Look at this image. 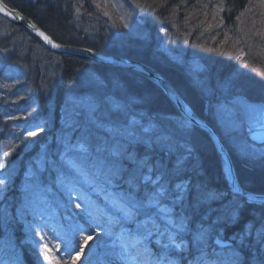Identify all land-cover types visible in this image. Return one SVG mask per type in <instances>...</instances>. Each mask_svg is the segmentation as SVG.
Masks as SVG:
<instances>
[{
    "label": "trees",
    "instance_id": "16d2710c",
    "mask_svg": "<svg viewBox=\"0 0 264 264\" xmlns=\"http://www.w3.org/2000/svg\"><path fill=\"white\" fill-rule=\"evenodd\" d=\"M11 1L4 0L34 18L59 42L125 55L152 65L169 79L197 114L213 124L228 144L214 115L219 102L207 98L184 67L165 52H154L159 60L156 63L152 57L153 39L146 43L134 38L110 0H50L49 5L44 0ZM122 2L140 15L142 21L145 17L153 18L152 24L145 21L147 28L156 32L170 28L209 70L217 58L232 61V66L234 60L229 53L237 49L246 48L251 56L263 50L264 34L259 43L256 38L261 36V31L256 26L264 28V0ZM82 15L86 20L78 22ZM108 19L123 30L127 40H119L110 47L90 41L89 34L95 36L98 26H101L98 32L111 35ZM249 40L252 45L248 48L245 46ZM139 46L145 50L139 52ZM0 55L4 63L23 72L24 80L15 85L14 97L21 113L30 114L15 133H11L9 126V137L6 130L0 135V165H3L0 167V181H3L0 183V249L2 208L8 205L15 218L13 229L21 264H43L39 245L49 236L45 229L37 233L30 227L34 219L32 212L41 210L43 216L48 206L49 211L59 215L66 230L61 242L63 260L79 252L76 264H124V256L133 258L136 264H154L161 255L159 232L166 227L164 215L155 207L143 206L128 214L133 200L143 202L153 190L152 184L142 180L147 169L137 163L146 162L149 168L154 165L163 174L165 186L184 182L188 191L183 203L175 205V211L187 215L192 229L201 224L206 229L201 246L189 244L182 257H172L176 264H237L236 257L243 264H259L264 259L261 234L254 231L264 223V206L247 203L232 194L215 146L204 132L190 126L186 136L177 131L178 139L175 134L174 138H168L173 126L169 119L178 115L157 84L131 70L50 53L36 37L24 36L1 16ZM248 59L255 69L247 65L245 77L254 75L255 85L259 84L256 89L264 92L261 81L264 73H260V80L258 77L259 72H264V65L259 66L250 56ZM215 72L209 73L211 84ZM222 72L226 73L219 69L217 74ZM240 81L230 80L223 85L229 94L226 102L231 103L239 94L264 102V93L260 95L256 89L240 87ZM139 108L146 114H157L161 122L160 126L151 128L150 142L128 141L114 135L110 116L120 117L127 125L129 116L122 113L133 114ZM6 112L8 118L14 116L13 110ZM104 113L110 118H102ZM32 132L37 134L30 135ZM161 136L167 137L168 143L158 141ZM169 142L174 144L171 148L166 146ZM228 147L241 184L264 193V155L258 159L243 157L229 144ZM9 149L11 154L4 156ZM177 160L182 161L178 171ZM1 173H4L2 177ZM162 205L173 207L170 196L162 198ZM241 233L245 237L243 248L239 243ZM85 235L92 237L87 243L82 239ZM216 235L231 239L232 247L217 246ZM185 236L191 239L188 233ZM48 262L54 264L53 260Z\"/></svg>",
    "mask_w": 264,
    "mask_h": 264
},
{
    "label": "rangeland",
    "instance_id": "374dc122",
    "mask_svg": "<svg viewBox=\"0 0 264 264\" xmlns=\"http://www.w3.org/2000/svg\"><path fill=\"white\" fill-rule=\"evenodd\" d=\"M110 1L112 2L111 4H113L112 6L118 12L120 21L122 22L124 26L126 25L125 27L128 29L129 33L132 36H134V38H138V40L140 41L143 40L145 42L149 41L150 39H153L154 49L152 52V57L155 58L156 63H158L159 60L157 59L158 55L154 52L156 50H158L159 52H163V53L165 52L170 58H172L173 60H175L176 62H178L184 67V69L193 78V81L198 85V87L201 89V91L204 93V95L207 98L210 97L212 101L219 102L217 106L215 107L214 115L217 120V123L219 124V126L221 127V130L223 131L224 136L229 141L228 144L231 147H233L240 156H243V157L249 156L251 158L254 157L256 159H258V157L260 156H263L264 155V145L259 146L247 140L244 134V121H243L242 114L240 110L235 106V104L232 105L233 104L232 102H231L232 104L226 102V96H228L229 94H228L227 87L223 85H227V82L228 81L230 82V80L235 81L238 79L239 81L243 80V81H240V85H241L240 87H244V88L248 87L251 89L258 88L259 84L255 85L256 77H254V75L245 77L247 74V65H250L248 56H250L251 59H255V61H257V64L259 65L261 59L264 58V54L260 52L258 54L255 53L253 56H251V54H249L250 52L248 51V49L245 48L244 51L237 49L236 52L229 53V54H232L231 57L234 60L232 66H231L232 61L229 62L230 60L228 59L220 60L219 58H217L215 61V66L213 63L209 65L210 70H211L210 71L209 68L197 58L193 50L188 51V49L186 48V45H187L186 41L184 42L176 38L177 36L176 37L174 36L170 28L168 30L161 28L160 32H156L153 29H149L144 25L145 21H148L149 24H152L153 18L145 17L146 18V19L144 18L145 21L144 20L142 21V17L140 15H137L134 11H132L130 7L126 6L122 2V0H110ZM105 3H107V1ZM76 18L77 17H75V19ZM83 20H86L85 15H82L79 18V21L77 18L78 22H82ZM109 20L110 19H108V21ZM107 24L109 26L107 27L109 28L111 35L98 32L101 29L100 28L101 26H98L97 28L98 31H96L95 36L92 37V39L94 38V41L97 42V44H103L106 47L108 46L110 47L113 44H118L119 40H121V42H123V40H127L128 37L125 35L122 29L117 28L114 25V23L111 21H109ZM256 29L261 31L260 35L264 34V28L258 25L256 26ZM89 36L91 37L92 35L89 34ZM262 37L263 35L256 38V40L258 39L257 41L260 43L262 42ZM23 40L27 41L26 38H23ZM251 45L252 44L250 43V40H249L246 42L245 47L249 48L251 47ZM261 46L264 49V44ZM132 47L133 46H129L130 49H132ZM140 50L144 51L145 48H142V46H139L138 51L142 52ZM51 52L52 51H50V53ZM109 54H112V53H109ZM121 56H125V55H121ZM126 57H129V56H126ZM136 60H139V59H136ZM228 62L230 63V66L228 65ZM251 67L255 69L254 65H252ZM119 68H122V67H119ZM123 69H126V68H123ZM219 69L225 70L226 73L222 72L221 74L220 73L217 74ZM214 71H217L215 72V75H214L215 81L213 82V84L215 85L211 84L210 77H209V73L211 74V72L213 73ZM260 73L261 72H259V75H258L259 80L261 76ZM23 80H24V74L21 71V69H19L16 66H10L9 64L4 63L3 57L2 55H0V110L5 111V112L7 109L13 110L14 116L12 118H8L10 121L9 126L11 127L12 133H15L19 126L24 125L28 121L29 115H30V114H26V115L22 114L21 113L22 109L20 108V105L18 107L16 105L17 103H15L17 99L16 97H14V95L17 92L15 91V85L22 82ZM261 80H264V76L261 77ZM262 82L260 84H262ZM23 88L25 89V87ZM230 88L231 86L230 87L228 86V89ZM254 91H257V93L260 95L264 93L259 89H256ZM260 102L264 104L263 101H260ZM173 109L175 110L174 106H173ZM144 112L145 111H143L140 108L139 110L135 111L133 114L132 112L131 113L128 112V114H126L124 111L122 115L129 116L127 118V122H128L127 125L120 117H119L120 119L117 118L116 115L113 116L112 114V116H110L111 118L109 117V114L107 113H104L101 115L103 116L102 118H104L105 116L106 118L111 119V126H112L111 128L113 130L114 135L122 136L125 139L130 140V141H141L142 140V142L149 143L150 142L149 132H151V128L160 126L161 122L159 121L157 114L149 115L148 113L146 114V112L145 113ZM61 118H64V116H62ZM169 120L173 122L172 129H169L167 133V136L169 139L174 138V134L176 135L178 139L179 137L177 136V131L180 132V134L181 132H183L184 136H186V133L190 131L189 122H187L183 118L172 116ZM137 127H140L141 129L136 130ZM13 136L14 135L11 134L10 136L11 141L14 138ZM208 138L212 141V139L209 136ZM166 143H168L167 139H166ZM3 174L4 173H1V177L3 176ZM245 189L248 190V188H245ZM250 191L259 193V194L261 193L254 189H251ZM39 202L45 204V201H43L42 199H40ZM48 209H49L48 206H46L43 212L46 213V210ZM46 214H47V218L53 217L52 219L54 221H57V217L55 213H51V214L46 213ZM32 215L34 217V219L31 221V227H30L32 231H35L38 233V232H41L42 229H45L44 230L45 232L47 231V229L51 230L46 225L45 214H44V218L41 216V210L32 212ZM2 217L3 219H2V233H1L2 235L1 236H3V241H2V247L0 249V264H20V260L22 262V258L20 255L19 247L16 246V242H15L16 237L14 236V229H13L15 218L13 217L10 206L6 205L2 209ZM43 225L46 228H43ZM52 231L54 230L52 229ZM64 231H65L64 228L58 226V231L56 232L55 236L56 237L59 236L58 233L64 232ZM254 231L257 234H261L262 232H264V223H262L259 226H256ZM49 239L50 241L45 240L43 244L39 245L41 249V253H42L43 264H51L48 262L49 259L46 258L47 255L49 254V249L51 250L52 256H54L57 260L63 261L62 259V255L64 254L63 251L53 250V247L54 246L58 247L60 243L56 239L53 240L51 237H49ZM45 245H47V248L45 247ZM125 264H136V263H134L130 257H125Z\"/></svg>",
    "mask_w": 264,
    "mask_h": 264
},
{
    "label": "water",
    "instance_id": "95a60500",
    "mask_svg": "<svg viewBox=\"0 0 264 264\" xmlns=\"http://www.w3.org/2000/svg\"><path fill=\"white\" fill-rule=\"evenodd\" d=\"M8 13L12 14L9 15ZM0 15L19 28L25 29L31 34L37 36L40 39L41 43L48 50L54 53L64 56L81 58L101 65L126 68L131 71L137 72L150 81L158 84L171 100L176 112L187 122L202 129L212 139L219 154L223 169L228 178L231 191L234 194L240 195L245 198L247 202H264V194L252 192L245 189L241 185L235 172L230 151L214 126L210 122L199 117L191 109L189 104L180 96L178 90L174 87V85L159 70L151 65H148L145 62L136 60L131 57L103 53L87 47L61 44L53 40L52 36L41 27L37 26L34 22H31L27 17L24 16L22 12H20L16 8H11L3 0H0ZM41 32H43L45 36L49 37L51 42L45 40L44 37L40 35ZM54 45L60 46L55 47ZM233 103H235L243 113L244 127L247 136H249V138L253 139L257 143H264V104L260 101L250 100L242 95L235 97L233 99ZM250 114H252L254 117H257L259 121L256 127H253L251 123L247 122L249 120L248 116ZM237 188L238 191L236 190ZM215 242L220 246H226L230 244L229 241L220 240L218 238L215 239Z\"/></svg>",
    "mask_w": 264,
    "mask_h": 264
},
{
    "label": "snow or ice",
    "instance_id": "6c2138e0",
    "mask_svg": "<svg viewBox=\"0 0 264 264\" xmlns=\"http://www.w3.org/2000/svg\"><path fill=\"white\" fill-rule=\"evenodd\" d=\"M11 15L12 13H8ZM126 26V25H125ZM41 36L44 37L45 40L51 42L49 37L45 36L43 32L40 33ZM55 47H59L60 45H54ZM36 132L30 133V135H36ZM158 141L164 142L167 137H158ZM4 156H9L11 154V149L5 151ZM142 169H147L142 176V180L147 184H152L153 190L148 194L145 201L139 202L133 200L132 203L128 207V214L131 215L132 212L140 207H155L157 208L165 217L166 227L162 232H159L160 247H161V255H159L154 262V264H176V261L172 259V257L179 256L182 257L183 251L188 247L189 244L193 246H201L204 242V237L206 233V229L203 224L200 225L197 229H192L191 221L187 217L186 214L181 215L176 213L175 205L182 204L185 198V194L188 189L183 181H179L177 183L170 184L169 186H165L163 183V174L158 172L153 165L149 168L146 162H137ZM3 167V165H0ZM182 167V161L177 160L175 168L178 171ZM155 177V178H154ZM134 179V178H133ZM3 183V181H0ZM171 188V192H170ZM238 191V188L236 189ZM172 200L173 207H168L167 205H162V198L169 197ZM79 207V205H77ZM185 233H188L191 236V239L186 238ZM250 235V233H249ZM84 243H87L92 239L91 236H83L82 237ZM244 233H241V238L239 240L240 247L244 246ZM167 241L166 243L164 241ZM260 242L264 244V232L261 233ZM47 248V245H45ZM228 247H232V245H228ZM83 249L81 248V251ZM49 260H53L54 264H76V261L80 258L79 252L75 256H71L69 260H57L54 256L51 255V250L49 249V254L46 257ZM237 264H243V262L239 261V258L236 257ZM259 264H264V259H261Z\"/></svg>",
    "mask_w": 264,
    "mask_h": 264
},
{
    "label": "bare ground",
    "instance_id": "6f19581e",
    "mask_svg": "<svg viewBox=\"0 0 264 264\" xmlns=\"http://www.w3.org/2000/svg\"><path fill=\"white\" fill-rule=\"evenodd\" d=\"M6 1H8V3H10V1L11 0H6ZM12 2V1H11ZM42 2H44V4L45 5H49L50 3H51V1L50 0H44V1H42ZM213 4H215V3H213ZM8 6H10L11 8L13 7V6H11V5H9L8 4ZM15 8V7H14ZM17 9V8H16ZM19 10V9H18ZM20 11V10H19ZM21 12V11H20ZM23 13V12H22ZM24 14V13H23ZM24 16L25 17H27L31 22H34L37 26H39V27H41L39 24H37L36 22H35V20H34V18H32L31 16H29V15H25L24 14ZM18 27V26H17ZM19 28V27H18ZM42 28V27H41ZM22 32H23V35L24 36H26V35H28V34H30V35H32V36H34V37H36L38 40H39V38L37 37V36H35V35H33V34H31L29 31H27V30H25V29H22V28H19ZM43 29V28H42ZM44 30V29H43ZM53 38V37H52ZM88 39L90 40V41H94V38L92 39V37H90V36H88ZM53 40H55L54 38H53ZM55 41H57V40H55ZM57 42H59V41H57ZM59 43H61V44H66V45H71V46H78V45H72V44H67V43H63V42H59ZM79 47H85V46H79ZM88 48V47H87ZM98 51V50H97ZM101 52V51H100ZM103 53H105V52H103ZM261 53L262 54H264V49L263 50H261ZM264 59V58H263ZM21 60H22V58H21ZM262 65H264V61H261L260 62V64H259V66H262ZM114 67H116V66H114ZM264 68V67H263ZM262 73V72H261ZM149 80V79H148ZM261 81H264V80H261ZM153 82V81H152ZM155 83V82H154ZM156 84V83H155ZM158 85V84H157ZM159 86V85H158ZM160 87V86H159ZM161 88V87H160ZM162 89V88H161ZM163 91V90H162ZM164 92V91H163ZM165 93V92H164ZM179 94H180V92H179ZM180 96L182 97V95L180 94ZM183 98V97H182ZM183 100L184 101H186L184 98H183ZM187 102V101H186ZM206 103H209L208 101H206ZM193 110V109H192ZM194 111V110H193ZM246 111H248V110H246ZM195 112V111H194ZM241 112V111H240ZM196 113V112H195ZM197 114V113H196ZM199 117H201V118H203L202 116H200L199 114H197ZM242 115H243V113H242ZM203 119H205V118H203ZM244 119V118H243ZM248 123H251V125L253 126V127H256L257 126V123L259 122L258 121V119H257V117H254L252 114H250L249 116H248ZM206 121H208L207 119H205ZM8 121V122H7ZM6 122H7V124H6ZM9 119H8V113L7 112H5V111H1L0 110V131L1 130H3V132H0V135L1 134H3L4 133V131L6 130V134H7V137H9V131H10V128H9ZM208 122H210V121H208ZM189 125L190 126H192V127H195V128H197V129H199V130H201V131H203L202 129H200V128H198V127H196L195 125H193V124H191V123H189ZM5 126V128H3ZM215 128V127H214ZM216 129V128H215ZM217 130V129H216ZM217 132H218V134L221 136V138L223 139V141L225 142V140H224V138L222 137V135L220 134V132L217 130ZM253 132V131H252ZM12 133V132H11ZM222 133H223V131H222ZM116 136H119V135H116ZM245 136H246V138H247V140L250 142H252V143H254V144H256V145H259L256 141H254L253 139H251V138H249V136H247V134L245 133ZM7 139V138H6ZM6 139H4L5 141H6ZM226 140H227V138H226ZM128 141H130V140H128ZM228 141V140H227ZM213 142V141H212ZM229 142V141H228ZM214 144V143H213ZM225 144L227 145V147H228V144L225 142ZM171 145H174L173 143H171V142H169V144H167L166 146L167 147H170L171 148ZM215 146V145H214ZM215 149H216V147H215ZM228 149H229V147H228ZM234 149V148H233ZM234 151L237 153V151L234 149ZM216 152H217V149H216ZM217 154H218V152H217ZM218 156H219V154H218ZM232 161H233V158H232ZM221 163V162H220ZM233 165H234V168H235V172H236V174H237V177H239L238 176V172H237V169H236V166H235V164H234V161H233ZM221 166H222V163H221ZM222 170L224 171V169H223V166H222ZM245 202H247V201H245ZM247 203H250V204H254V205H259V206H264V202L262 201V202H255V203H252V202H247ZM53 217H51V218H47V220H46V225H47V227L48 228H50L51 230L53 229H56L57 228V226H58V220L57 221H54L53 219H52ZM164 229V228H163ZM16 236V235H15ZM22 236V235H21ZM22 238H23V236H22ZM16 246H18L17 244H16ZM19 247V246H18Z\"/></svg>",
    "mask_w": 264,
    "mask_h": 264
}]
</instances>
